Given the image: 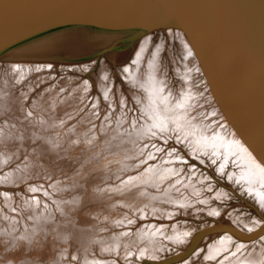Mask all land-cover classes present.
<instances>
[{
    "label": "rangeland",
    "instance_id": "obj_1",
    "mask_svg": "<svg viewBox=\"0 0 264 264\" xmlns=\"http://www.w3.org/2000/svg\"><path fill=\"white\" fill-rule=\"evenodd\" d=\"M169 31L136 35L119 28L75 56L0 58V79L19 110L0 109V264H241L233 255L264 247L260 239L243 251L242 238L217 229L251 233L264 225V208L240 178L233 156L216 157L193 146L197 122L210 131L224 125L214 116L198 70L190 68L194 61L179 43V32ZM146 37L150 47L139 65L136 56ZM130 65L145 71L146 81L157 72L156 103L166 126L151 121L148 105L135 100L141 95L146 101L150 91L138 88ZM120 123L137 132L123 131ZM155 164L174 167L169 176H159L158 187L147 176ZM187 180L199 193L187 196ZM169 183L187 196L189 207L165 197ZM146 186L163 192L150 189L145 195ZM222 235H230L229 249L208 255ZM253 262L242 264H264V255Z\"/></svg>",
    "mask_w": 264,
    "mask_h": 264
},
{
    "label": "water",
    "instance_id": "obj_2",
    "mask_svg": "<svg viewBox=\"0 0 264 264\" xmlns=\"http://www.w3.org/2000/svg\"><path fill=\"white\" fill-rule=\"evenodd\" d=\"M119 28L178 31L221 124L264 173V0H0V58L75 56Z\"/></svg>",
    "mask_w": 264,
    "mask_h": 264
},
{
    "label": "bare ground",
    "instance_id": "obj_3",
    "mask_svg": "<svg viewBox=\"0 0 264 264\" xmlns=\"http://www.w3.org/2000/svg\"><path fill=\"white\" fill-rule=\"evenodd\" d=\"M170 31H172V29H170ZM169 31V35H171L170 33H172V32H170ZM179 35H180V41L181 42H179V43H182V45L185 47V50H186V52H187V57H188V59L192 56V54H191V51H190V49H189V46H188V44L186 43V41L184 40V38L181 36V34L179 33ZM176 36H178V35H176ZM150 39H149V37L147 38H144V39H142L141 41H140V49H139V53L137 54V56H136V60H137V62L139 63V65L144 61V58H146V55H147V51H148V49H149V47H150V41H149ZM172 41V40H171ZM95 44H98L97 43V40H95ZM94 43V42H93ZM183 47V48H184ZM158 48V47H157ZM161 50V49H160ZM155 51V50H154ZM160 52V51H159ZM156 53V52H155ZM157 53H158V51H157ZM6 56V55H5ZM152 57H154V56H152ZM187 57H186V59H187ZM156 58V57H155ZM157 58H158V56H157ZM156 58V59H157ZM194 61V60H193ZM192 61V62H193ZM154 62H156L157 63V60L156 61H154ZM153 62V64H151V66H150V69H153V71H155L156 69H157V64L156 63H154ZM192 62H190V63H192ZM194 63V62H193ZM193 63H192V67L190 66V68L193 70L194 68L197 70V66H196V64L194 63V66H193ZM149 65V64H148ZM131 69H130V68ZM127 66V68L128 69H130V71H129V73H130V75L132 74H134L135 76L134 77H136V78H133L132 77V75H131V77H132V79L138 84V88H139V86H141L140 88L141 89H143V90H146L147 91V94H148V92L150 91V93H149V95L148 96H150L149 98H147L146 99V101L144 100V99H142L141 97V95H139V96H137L136 95V99L135 100H139L140 102H141V105L143 106V105H148L147 107L146 106H143V107H146V109H145V112H146V110H147V112H149V114L147 113V115H150L151 116V121H153L154 123H156V125L157 126H160V127H163V126H166V124H167V121H166V117H165V115L164 114H162V113H160V111H158V105H157V98H158V96L160 95V93L157 91L158 90V87L159 86H161L160 84H159V78H158V76H157V72L155 73V72H153V73H155L154 75L155 76H153V78H152V75H150L149 77H147V78H149L150 79V77H151V79H150V81H149V83H148V80L146 81V76H144L145 75V71H142V69H134V68H132V66L130 65V66ZM148 68H149V66H147ZM189 68V69H190ZM194 69V70H195ZM136 70V71H135ZM149 70V69H148ZM137 71H139V72H137ZM127 72H128V70H127ZM149 72V71H148ZM29 73V72H28ZM148 74V73H147ZM149 74H152L151 72L149 73ZM141 75V76H140ZM145 77V78H144ZM132 80V81H133ZM134 81H133V83H134ZM135 86H136V84H134ZM7 86L4 84V81L2 80V79H0V109L1 110H10L11 112H12V114L13 113H18V100H16L15 101V99H13L12 98V96H11V94H10V92H9V88L7 89L6 88ZM137 87V86H136ZM107 89H108V87H107ZM106 89V91H108ZM12 93H13V91H12ZM140 93V92H139ZM108 94V96H111L110 94H112V92L110 93L109 91L108 92H106V95ZM143 95V94H142ZM172 95L174 96V94L172 93ZM141 96V97H140ZM138 97V98H137ZM24 98V97H23ZM109 98V97H108ZM134 98V97H133ZM16 99H18V97H16ZM152 100V101H151ZM20 101V100H19ZM22 101V100H21ZM21 103V102H20ZM181 103V102H180ZM138 104V103H137ZM23 105V104H22ZM141 105H140V107H141ZM139 106V105H138ZM44 107V106H43ZM142 108V107H141ZM167 109V108H166ZM22 110V109H21ZM45 110V109H44ZM214 111V110H213ZM124 113V112H123ZM122 113V114H123ZM144 113V112H143ZM0 114H1V111H0ZM15 114H14V116H15ZM19 114V113H18ZM214 116H217V114L215 113V111H214ZM44 117V116H43ZM146 117V116H145ZM148 117V116H147ZM34 119V118H33ZM146 120H147V118H145ZM29 120V119H28ZM37 120V119H36ZM149 120V119H148ZM147 120V121H148ZM45 121V120H44ZM187 121V120H186ZM22 122V121H21ZM124 122V121H123ZM25 123V122H24ZM147 123V122H146ZM151 124H152V122H150ZM150 123H148V124H150ZM153 123V124H154ZM29 124V123H28ZM44 124V123H43ZM51 124V123H50ZM123 124V123H122ZM140 124V126H141V123H139ZM153 124H152V126H153ZM42 125V124H41ZM120 125H121V123H120ZM119 125V126H120ZM135 125V124H134ZM137 126V128H138V124H136ZM142 125H144V124H142ZM169 125V124H168ZM168 125H167V127H168ZM172 125H174V124H172ZM185 125V124H184ZM4 126V125H3ZM14 126V125H13ZM23 126V125H22ZM25 126V125H24ZM122 126V125H121ZM120 126V127H121ZM125 125H123L122 127H124ZM132 126V125H131ZM5 127H7V126H5ZM21 127V126H20ZM44 127H45V125H44ZM51 127H53V126H51ZM128 127V126H127ZM135 127V128H136ZM143 127V126H142ZM142 127H141V130H139V132L140 131H142ZM145 127H146V130H149L150 131V128H148L147 129V127L148 126H146L145 125ZM151 127V126H150ZM166 127V128H167ZM169 127H171V126H169ZM173 127V126H172ZM171 127V128H172ZM28 128V127H27ZM35 128V127H34ZM125 129H126V127H124ZM129 128V127H128ZM153 128V127H152ZM151 128V129H152ZM174 128V127H173ZM189 128V127H188ZM195 128L196 129H198V130H204V132L203 133H200V132H198V130H197V135H195V139H194V144L195 145H193L194 147H196V148H200L201 149V152H202V150H204V151H207L208 153H211V152H213V154L216 156H218V155H221V154H225V155H228L229 157L230 156H233L236 160H237V162H238V164H239V166H240V178H242V180L244 181V183L246 182L247 183V185L252 189V190H254V195H255V193L257 194V196L256 197H258V199H259V201L261 202H259L260 203V205L262 204V206H263V208H264V192H263V190H264V173H263V171L259 168V166L256 164V162L254 161V159L250 156V154L248 153V151L242 146V144H240L237 140H236V138L230 133V130H228L226 127H225V125H224V128H217V129H215V130H206L207 129V127H204V126H202V125H200V123H198L197 122V124H196V126H195ZM123 129V131H127L128 132V130L130 129V131H135V130H137V129H135V130H131V128H129V129ZM133 129H134V127H133ZM138 129H140V128H138ZM144 130H145V128H143ZM157 129V128H156ZM156 129L154 130V131H156ZM175 129V128H174ZM191 128H189L188 130H190ZM3 130V129H2ZM17 130V129H16ZM21 130V129H20ZM40 130V129H39ZM152 130V131H153ZM158 130V129H157ZM171 130V129H170ZM173 130V129H172ZM182 130H183V128H182ZM187 130V129H186ZM28 131V130H27ZM151 131V132H152ZM191 131V130H190ZM16 132V131H15ZM50 132V131H49ZM135 132H137V131H135ZM135 132H134V134H135ZM157 132V131H156ZM158 132H160V131H158ZM157 132V133H158ZM185 132V131H184ZM194 132V131H193ZM40 133V132H39ZM144 133V132H143ZM164 133H165V131H164ZM34 134V133H33ZM132 134V133H131ZM195 134V133H194ZM17 135H18V133H17ZM43 135V134H42ZM142 135V134H141ZM13 136V135H12ZM11 136V137H12ZM130 136H132V135H130ZM140 136V135H139ZM37 137V136H36ZM135 137V136H134ZM28 138V137H27ZM33 138V137H32ZM43 138V137H42ZM133 138V137H132ZM18 139V138H17ZM134 139V138H133ZM51 140V139H50ZM135 140V139H134ZM1 141H2V139H1ZM33 141V140H32ZM38 141V140H37ZM53 141V140H52ZM137 141V140H136ZM16 142V141H15ZM27 142H29V141H27ZM46 142V141H45ZM42 143V142H41ZM43 144V143H42ZM27 145V144H26ZM40 145V144H39ZM8 146V145H7ZM16 148V147H15ZM14 149V148H13ZM22 149V148H21ZM51 149V148H50ZM55 149V148H54ZM9 152V151H8ZM16 152V151H15ZM20 152V151H19ZM23 152V151H22ZM21 152V153H22ZM212 154V153H211ZM216 156V157H217ZM228 159V158H227ZM233 159V158H232ZM6 160V159H5ZM230 159H228V161H229ZM236 160H234V161H236ZM4 161V160H3ZM231 161H233V160H231ZM235 163V162H234ZM6 164V163H5ZM158 164H160V163H158ZM158 164H155V165H158ZM165 165H167L166 163H164ZM236 164L237 163H235V166H236ZM161 165V164H160ZM165 165L162 167H160L159 165L158 166H155V167H153L152 168V166H150V171L148 172V174H147V176H149V178L151 179V181H150V183L151 182H153V184H154V186H156V187H158V184H159V176L160 175H162V177H164V176H169V174L170 173H172V171H174V167H172V166H168L169 168H166V169H164L165 168ZM169 165V164H168ZM29 167V166H28ZM28 169V168H27ZM233 170H235V169H233ZM236 171V170H235ZM12 172V171H11ZM233 172V171H232ZM35 173V172H34ZM162 173V174H161ZM234 173V172H233ZM192 174V173H191ZM27 176V175H26ZM30 176V175H29ZM32 176V175H31ZM231 176H233V175H231ZM235 176V175H234ZM233 178V177H232ZM163 179V178H162ZM188 179V178H187ZM235 179V178H234ZM145 181V180H144ZM149 181H147V182H149ZM160 181H162L161 179H160ZM186 181V180H185ZM196 182V181H195ZM143 184H144V182H142ZM182 183H184V181H182L181 182V184ZM197 183V182H196ZM239 184V183H238ZM135 185V184H134ZM170 185V186H169ZM169 185H167V187H168V190L166 189V193H165V197H169V198H174V199H176V198H179V202L178 203H180V204H182L183 206H188L189 205V201L187 200V196H189V193L191 192V193H196L197 192V190H198V188H199V186L197 187L195 184H194V182L192 181V180H190L189 182H188V180H187V182L185 183V186H186V189H185V192H186V194H188L186 197H182V196H180V195H178V194H180V193H178V188H177V186H175L174 187V185H172V184H170L169 183ZM173 187H172V186ZM199 185V184H198ZM244 185V184H243ZM149 187V186H148ZM202 187V186H201ZM35 188H37L36 186H35ZM142 188H143V186H142ZM146 188H147V186H146ZM150 189H151V191H155V192H159V191H161V189L163 190V187H160L159 186V190L158 189H156L155 187H154V189H153V187L152 188H147V189H145V190H143V191H145L146 193H144L145 195H147V192L148 191H150ZM138 190V189H137ZM141 190V189H140ZM139 190V191H140ZM148 190V191H147ZM176 190H177V192H176ZM129 191V190H128ZM165 191V190H164ZM184 191V190H183ZM134 192V191H133ZM155 192H153V193H155ZM163 191H161V193H162ZM74 193V192H73ZM125 193V192H124ZM141 193V191L139 192V193H136V194H140ZM197 193H199V192H197ZM216 193V192H215ZM142 194V193H141ZM156 194V193H155ZM164 194V193H163ZM219 194V193H218ZM223 194V193H222ZM71 195V194H70ZM158 195V194H157ZM216 196H217V194H215ZM220 195H221V193H220ZM92 196V195H91ZM152 196V195H151ZM153 196H154V194H153ZM159 196V195H158ZM158 196H157V198H158ZM94 197V196H93ZM141 197H142V195H141ZM144 197V196H143ZM161 197H163V196H161ZM165 197H163L164 199H165ZM37 198V197H36ZM124 198V197H123ZM129 198H131V197H129ZM151 198V197H150ZM190 198V197H189ZM9 199V198H8ZM117 199V198H116ZM138 199H140V198H138ZM152 199H154V198H152ZM156 199V198H155ZM154 199V200H155ZM166 199H168V198H166ZM165 199V200H166ZM173 199V200H174ZM35 200V199H34ZM38 200V199H37ZM128 200V199H127ZM132 200V199H131ZM134 200V199H133ZM149 200V199H148ZM158 200V199H157ZM156 200V201H157ZM161 200V199H160ZM171 200V199H170ZM169 199H168V201L169 202H171ZM143 201V200H142ZM167 201V202H168ZM196 201V200H195ZM26 202V201H25ZM103 202V201H102ZM109 202V201H108ZM127 202V201H126ZM132 202V201H131ZM131 202H129L130 204H132ZM139 202V201H138ZM148 202V201H147ZM152 202V201H151ZM159 202V201H158ZM164 202V201H163ZM162 202V203H163ZM177 202V201H176ZM201 202V201H200ZM206 202V201H205ZM77 203V202H76ZM111 203V202H110ZM140 203V202H139ZM159 203H161V202H159ZM201 203H203V202H201ZM35 204V203H34ZM92 204H94V203H92ZM91 204V205H92ZM155 203L153 202V205H154ZM157 204V203H156ZM191 204L193 205V203L191 202ZM190 204V205H191ZM23 205H24V203H23ZM118 205V204H117ZM116 205V206H117ZM138 205V204H137ZM148 205V204H147ZM160 205H162V204H160ZM77 206V205H76ZM82 206V205H81ZM133 206V205H132ZM163 206H164V204H163ZM180 206V205H179ZM33 207V206H32ZM110 207V206H109ZM135 207V206H134ZM145 207V206H144ZM150 207V206H149ZM189 207V206H188ZM105 208V207H104ZM115 208V207H114ZM83 209V208H82ZM117 209V208H116ZM154 209V208H153ZM163 209V208H162ZM162 209H161V211H162ZM146 210V209H145ZM156 210V209H155ZM158 210V209H157ZM170 210V209H169ZM168 210V211H169ZM186 210V209H185ZM29 211V210H28ZM32 211V210H31ZM104 211V210H103ZM165 211H166V209H165ZM42 212H44V211H42ZM145 212V211H144ZM18 213V212H17ZM149 213H151L150 211H149ZM159 213V212H158ZM162 213H164V212H162ZM169 213V212H168ZM21 214V213H20ZM19 214V215H20ZM50 214V213H49ZM60 214V213H59ZM160 214V213H159ZM215 214V213H214ZM35 215V214H34ZM161 215V214H160ZM56 216V215H55ZM15 217V216H14ZM32 217V216H31ZM8 218V217H7ZM46 218V217H45ZM25 219V218H24ZM35 219V218H34ZM5 220V219H4ZM40 220V219H39ZM49 220V219H48ZM57 220V219H56ZM71 220V219H70ZM239 220V219H238ZM47 221V220H46ZM68 221V220H67ZM84 221V220H83ZM234 222H235V219L233 220ZM240 221V220H239ZM17 222V221H16ZM53 222V221H52ZM4 223V222H3ZM40 223V222H39ZM8 224V223H7ZM14 224V223H13ZM31 224H33V223H31ZM44 224V223H43ZM49 224V223H48ZM234 224V223H233ZM5 225V224H4ZM10 225V224H9ZM72 225V224H71ZM235 225V224H234ZM3 226V225H2ZM20 226V225H19ZM40 226V225H39ZM146 226V225H145ZM149 226V225H148ZM223 226V225H222ZM1 227V226H0ZM86 227V226H85ZM151 227V226H150ZM153 227V226H152ZM257 227V226H256ZM17 228V227H16ZM37 228V227H36ZM57 228V227H56ZM79 228V227H78ZM252 228H254V227H252ZM3 229V228H2ZM27 229V228H26ZM29 229V228H28ZM90 229V228H89ZM241 229V228H240ZM61 230H63L62 228H61ZM71 230H72V228H71ZM75 230V229H74ZM77 230V229H76ZM86 230V229H85ZM154 230V229H153ZM161 230V229H160ZM179 230H181V229H179ZM252 230V229H251ZM6 231H8V230H6ZM33 231V230H32ZM69 231V230H68ZM228 231V230H227ZM241 231H243V230H241ZM81 232V231H80ZM79 232V233H80ZM147 232H148V230H147ZM153 232V231H152ZM175 232H177V231H175ZM247 232V231H246ZM249 232V231H248ZM252 232H254V230H252ZM251 232V233H252ZM224 233V232H223ZM7 234H9V233H7ZM178 235H179V233H177ZM12 235V234H11ZM15 235V234H14ZM74 235V234H73ZM145 235V234H144ZM75 236V235H74ZM139 236V235H138ZM165 236V235H164ZM172 236H174V235H172ZM223 236V237H222ZM221 236V238H220V240L218 241V243L216 244V245H213V246H211L210 247V252H209V254L208 255H211V256H216V254H218V253H220L224 248H228L229 249V244H230V239H231V237H229V236H224V235H222ZM31 237V236H30ZM59 237V236H58ZM145 237V236H144ZM149 237V236H148ZM151 237V236H150ZM261 237V238H260ZM9 238V237H8ZM178 238H179V236H178ZM71 239V238H70ZM79 239V238H78ZM81 239V238H80ZM155 239V238H154ZM153 239V240H154ZM171 239V238H170ZM176 239H177V237H176ZM183 239H185V238H183ZM263 240L264 241V233L263 234H261V235H259V236H257V237H255V238H248V239H240V244H238V249H240V248H242V247H244V249H243V251L244 250H246L245 249V246L246 245H248V244H250V243H253V241H259V240ZM28 240V239H27ZM47 240V239H46ZM57 240V239H56ZM77 240V239H76ZM149 240V239H148ZM153 240H152V242H153ZM73 241V240H72ZM151 241V240H150ZM160 241V240H159ZM179 241V240H178ZM181 241V240H180ZM12 242V241H11ZM18 242V241H17ZM78 242H80V241H78ZM184 242V241H183ZM154 243V242H153ZM152 243V244H153ZM90 244V243H89ZM149 244V243H148ZM151 244V243H150ZM83 246V245H82ZM151 246V245H150ZM237 246V245H236ZM261 246V245H260ZM21 247V246H20ZM84 247V246H83ZM147 247V246H146ZM76 248V247H75ZM85 248V247H84ZM153 248V247H152ZM155 248V247H154ZM56 249V248H55ZM156 249V248H155ZM158 249V248H157ZM237 249V251H239ZM264 247L263 248H260V249H258V250H251V252L249 253V251L248 252H246V253H243L242 255L241 254H239L238 253V255L237 256H235L234 257V255H233V262H241V264H242V262H252V261H259V259H261V257L264 255ZM236 250V249H235ZM198 251V250H197ZM9 252V251H8ZM196 252V251H195ZM242 253V252H241ZM5 254V253H4ZM13 254V253H12ZM17 254V253H16ZM59 254V253H58ZM3 255V254H2ZM14 256V255H13ZM84 256V255H83ZM206 256H207V254H206ZM209 257V256H208ZM263 260V259H262ZM253 262V263H254Z\"/></svg>",
    "mask_w": 264,
    "mask_h": 264
}]
</instances>
